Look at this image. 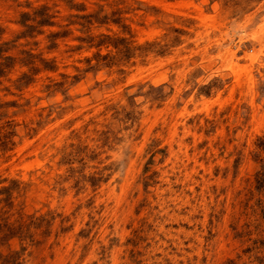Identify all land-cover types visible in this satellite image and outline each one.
<instances>
[{
    "label": "rangeland",
    "instance_id": "1",
    "mask_svg": "<svg viewBox=\"0 0 264 264\" xmlns=\"http://www.w3.org/2000/svg\"><path fill=\"white\" fill-rule=\"evenodd\" d=\"M0 264H264V0H0Z\"/></svg>",
    "mask_w": 264,
    "mask_h": 264
}]
</instances>
